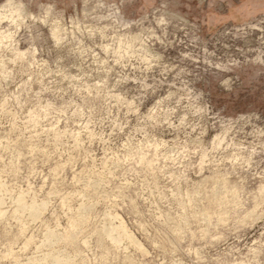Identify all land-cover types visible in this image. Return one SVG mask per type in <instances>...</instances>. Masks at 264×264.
I'll return each mask as SVG.
<instances>
[{
  "label": "rangeland",
  "instance_id": "374dc122",
  "mask_svg": "<svg viewBox=\"0 0 264 264\" xmlns=\"http://www.w3.org/2000/svg\"><path fill=\"white\" fill-rule=\"evenodd\" d=\"M0 264H264V0H0Z\"/></svg>",
  "mask_w": 264,
  "mask_h": 264
}]
</instances>
